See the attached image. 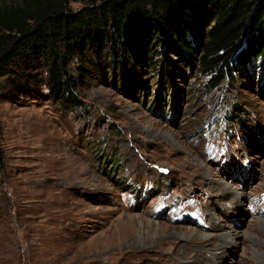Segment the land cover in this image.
Returning a JSON list of instances; mask_svg holds the SVG:
<instances>
[{
    "label": "rangeland",
    "instance_id": "1",
    "mask_svg": "<svg viewBox=\"0 0 264 264\" xmlns=\"http://www.w3.org/2000/svg\"><path fill=\"white\" fill-rule=\"evenodd\" d=\"M159 51L87 78L73 61L77 103L39 63L0 80V264H264V59L212 87Z\"/></svg>",
    "mask_w": 264,
    "mask_h": 264
},
{
    "label": "trees",
    "instance_id": "2",
    "mask_svg": "<svg viewBox=\"0 0 264 264\" xmlns=\"http://www.w3.org/2000/svg\"><path fill=\"white\" fill-rule=\"evenodd\" d=\"M69 3L0 6V80L39 63L49 96L77 103L67 72L75 60L87 78L103 55L111 57L112 69L141 66L165 46L180 56L197 55L200 71L210 75L206 84L217 87L233 78V65L264 59V0H102L77 11Z\"/></svg>",
    "mask_w": 264,
    "mask_h": 264
},
{
    "label": "bare ground",
    "instance_id": "3",
    "mask_svg": "<svg viewBox=\"0 0 264 264\" xmlns=\"http://www.w3.org/2000/svg\"><path fill=\"white\" fill-rule=\"evenodd\" d=\"M218 226H219V227H217L218 229H220V230L222 229V232L220 233V237L222 240H224L222 247H221L222 248L221 253H223L225 247H227V246L231 247V246H234L237 244L236 237H238V232L232 231V229H226V228L222 227L221 225H218ZM183 237L189 238L188 234L183 235Z\"/></svg>",
    "mask_w": 264,
    "mask_h": 264
}]
</instances>
